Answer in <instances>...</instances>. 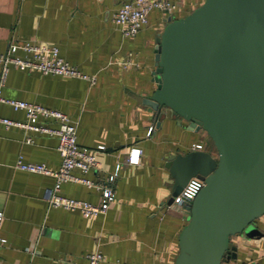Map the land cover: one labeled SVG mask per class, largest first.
<instances>
[{
  "label": "crops",
  "instance_id": "crops-1",
  "mask_svg": "<svg viewBox=\"0 0 264 264\" xmlns=\"http://www.w3.org/2000/svg\"><path fill=\"white\" fill-rule=\"evenodd\" d=\"M122 0H0V51L9 42L33 39L56 45L59 54L94 81L9 65L0 94L64 111L77 120L76 141L94 149L99 165L85 175L102 178L119 163L114 198L103 213L48 205L50 174L13 165L15 157L60 161L53 133L0 122V264H85V254L102 253L101 264H172L177 234L187 209L168 205L172 177L166 161L194 142L211 153L203 129L186 128L178 116L158 119L145 102L154 89V37L164 17H179L201 0H171L173 11L151 8L132 36L123 35L111 13ZM16 53L23 54L21 49ZM125 59L132 60L123 64ZM0 115L24 120V111L0 101ZM54 126L51 118L39 117ZM149 126H151L150 130ZM29 135L31 141H25ZM212 142V141H211ZM103 144L102 149L96 145ZM138 147L136 162L126 160ZM80 174L77 168L72 170ZM60 192L98 202L99 191L64 181ZM257 233L232 235L236 257L221 264H264V212L254 219Z\"/></svg>",
  "mask_w": 264,
  "mask_h": 264
},
{
  "label": "water",
  "instance_id": "water-1",
  "mask_svg": "<svg viewBox=\"0 0 264 264\" xmlns=\"http://www.w3.org/2000/svg\"><path fill=\"white\" fill-rule=\"evenodd\" d=\"M154 89L146 103L201 128L214 152L172 153L176 194L190 175L204 183L188 202L172 264L236 257L232 235L257 233L264 212V0H202L164 17L154 37Z\"/></svg>",
  "mask_w": 264,
  "mask_h": 264
},
{
  "label": "built area",
  "instance_id": "built-area-1",
  "mask_svg": "<svg viewBox=\"0 0 264 264\" xmlns=\"http://www.w3.org/2000/svg\"><path fill=\"white\" fill-rule=\"evenodd\" d=\"M176 3L171 0H122L112 11V20L120 25L123 35L132 36L147 21V13L151 8H158L171 12L175 9ZM21 49L23 54L16 53ZM132 60L125 59L123 64H130ZM9 65L18 68H34L42 73L64 74L82 77L94 81V75L83 73L74 64L69 63L58 52L56 45L38 43L33 39L9 42L5 51H0V87L5 79ZM0 101L9 103L13 108H20L24 111V120H17L0 115V122L4 126L18 125L27 129L53 133L57 137L56 149L60 161L55 169H51L43 162L26 161L17 155L13 165L19 169L50 174L53 182L47 188L46 200L48 205L61 206L68 209H76L83 215H94L103 213L109 202L114 198L113 181L117 175L119 163H116L112 171L102 178L92 179L85 175L88 171H94L99 165L94 149L81 145L76 141L77 120L68 116L64 111L48 107L40 103L27 101L18 98H7L0 94ZM51 118L56 124L51 126L39 119ZM151 126H149L150 130ZM29 135L25 141L30 142ZM102 149L103 144L96 145ZM192 148H201L200 142H194ZM139 148L130 147L126 160L136 162L138 160ZM77 168L80 174L72 170ZM64 181L80 182L86 186L94 187L99 191L98 202H92L83 198L68 196L60 192V185ZM204 183L203 176L190 175L180 190L172 195L168 205L179 208L188 207V202ZM1 215V213H0ZM85 264H101L102 253L94 249L85 254Z\"/></svg>",
  "mask_w": 264,
  "mask_h": 264
},
{
  "label": "rangeland",
  "instance_id": "rangeland-1",
  "mask_svg": "<svg viewBox=\"0 0 264 264\" xmlns=\"http://www.w3.org/2000/svg\"><path fill=\"white\" fill-rule=\"evenodd\" d=\"M200 2H198V4H199ZM196 6V5H195ZM207 140L208 141H210V143L212 144V142H211V139L209 138V137H207Z\"/></svg>",
  "mask_w": 264,
  "mask_h": 264
},
{
  "label": "trees",
  "instance_id": "trees-1",
  "mask_svg": "<svg viewBox=\"0 0 264 264\" xmlns=\"http://www.w3.org/2000/svg\"><path fill=\"white\" fill-rule=\"evenodd\" d=\"M201 1H202V0H201ZM201 1H200V2H201Z\"/></svg>",
  "mask_w": 264,
  "mask_h": 264
}]
</instances>
